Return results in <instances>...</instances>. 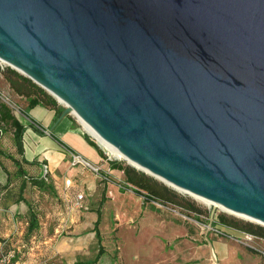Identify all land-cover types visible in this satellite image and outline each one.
<instances>
[{"label": "water", "instance_id": "1", "mask_svg": "<svg viewBox=\"0 0 264 264\" xmlns=\"http://www.w3.org/2000/svg\"><path fill=\"white\" fill-rule=\"evenodd\" d=\"M0 60L65 104L49 131L264 225V0H0Z\"/></svg>", "mask_w": 264, "mask_h": 264}, {"label": "rangeland", "instance_id": "2", "mask_svg": "<svg viewBox=\"0 0 264 264\" xmlns=\"http://www.w3.org/2000/svg\"><path fill=\"white\" fill-rule=\"evenodd\" d=\"M0 64L7 65L2 60H0ZM0 81V100L4 101L16 116L21 117L22 102H20V98L5 86V82L1 78ZM56 101L60 107H64L65 104L62 101L57 99ZM67 115L79 134L83 136L86 134L92 139L103 156L142 171L175 191L181 198L193 201L208 211L207 215L195 214L181 208L182 214L188 217L184 218L158 207L150 200H144L142 196L140 198L143 205L154 211L157 223L151 218L144 222L137 216L129 221L130 219L121 218L119 213L117 216L115 208L111 209L110 207L106 214L107 209H104V215L100 217L98 224L101 236L100 244L104 247V252L95 264H222V261H224L223 264L258 263L257 254L245 252L242 250L244 245L229 237L216 235L209 227L215 226L211 224V221L216 219L218 213H223L242 222H250L263 227L264 225L236 215L211 202L195 198L135 167L127 159L118 157L101 146L96 138L83 128L73 112ZM57 116L55 115L52 125ZM81 159L100 170V167L97 164H92L90 160L89 162L80 158V160L74 161L73 157L69 156L66 158L65 166L61 168L51 166L53 176H48L46 182L51 184L52 191H39L29 182H26L25 187L20 191L21 177L13 175L10 176L9 181H5L4 174L7 173V168L11 163L7 158H0V252L14 249L13 262H17L16 264H70L74 261H82L80 264H85L86 261L93 259L98 246L92 231L98 196L86 188L85 182L80 179V171H87L94 175L98 173ZM41 161L43 162L44 159ZM71 168L74 170L73 174H69ZM65 177L71 178L78 185H84L86 195L84 205L79 210L69 211L66 207L69 202L62 198L59 187ZM111 178L117 183L123 184L122 180H117L116 176H111ZM20 195L29 203V209L19 199ZM125 204H128L130 211L132 208L130 199ZM29 210L36 214L38 222L37 227L31 232H27ZM180 225L182 234L178 232ZM218 227L230 235L236 234L235 230L226 226L218 225ZM206 238L211 239L209 243L212 249L202 248L201 245ZM227 245L233 246L235 252L226 259L219 257V250L221 254H224Z\"/></svg>", "mask_w": 264, "mask_h": 264}, {"label": "crops", "instance_id": "3", "mask_svg": "<svg viewBox=\"0 0 264 264\" xmlns=\"http://www.w3.org/2000/svg\"><path fill=\"white\" fill-rule=\"evenodd\" d=\"M0 78L1 80H3L1 76ZM4 84L5 86H7L8 89H10L6 82ZM1 89H3V87ZM14 94L18 98H20V102H22L21 109L27 114V116L21 114V117H18L12 112L14 116L26 126L25 131L22 136L23 154L22 156L21 155L19 156L16 153V148H15L13 137H12V129L9 127H6L5 125H3L4 130L0 129L1 130L0 131V151L4 152L3 150H5L7 153L9 152L11 155L16 157L18 160H20L21 157H23V159L20 160V164L22 168L26 171L27 175H30L33 177L43 176L45 180L48 178V176L49 177L53 176L51 166L53 168L55 166H57L58 168L65 166L66 158L69 156L78 155L86 159L87 161L90 160L92 161L91 162L92 164H97L100 167L99 171L102 172L104 176L102 177L98 174H95V175L90 174L87 171L82 170L80 171V174H81L80 179L85 182L86 188L88 190H90L91 192L96 194V196H98V203H97V207L95 208V214L97 217L96 210L99 209V222H100V217L104 215V209H107L105 212L106 214L107 211H109L111 207V209L115 208V210L117 211V216H119L120 214L121 218L130 219L129 221H132L134 216H137L139 217V219H141L144 222H146L148 219L151 218L155 220L154 221L155 223H157L156 214H154V211L146 208L143 205L142 199L140 198L139 195H137L132 190L120 188L118 186L119 183H117L111 178V176L112 177L116 176L117 180L120 179L124 183V175L122 171L112 168L110 166V162H109L110 160L107 157L100 154L98 150L95 149L93 146L88 144L84 136L79 134V132L72 125L73 122L71 121L70 118H68L67 116L66 117L64 116L49 131V128L52 126V121L56 115V110L54 108L44 107L39 104L30 106L28 105V102L25 97L17 95L16 93ZM1 126H2V123L0 122V128ZM59 141L67 145L71 149L72 152L66 150L59 143ZM1 157L3 156L0 154V158ZM41 159H44L43 162H45V159L47 160L45 162V164L47 165L46 173L43 171V167H42L43 162L41 161ZM9 163H11V165L9 168H7V173L4 174L5 181H9L10 176L15 175L14 172L16 170V167L13 165L11 161ZM73 173H74V170L73 168H71V170H69V174H73ZM65 178H68V177H65ZM21 181H22V178H21ZM72 182L74 183V187H76V189H80L82 191L85 190L84 185L82 184L78 185L74 180H72ZM33 187L37 188L35 186ZM74 187L67 189V192H69L70 194L73 191ZM59 188H60V192L63 198V193H64L63 181L60 184ZM38 190L41 191L40 189ZM102 195L104 196L105 199L102 202V204L99 206V199L101 198ZM129 199L132 202V208L130 211L127 206L128 204H125V202ZM25 205L27 206L26 203ZM27 208L29 209L28 206ZM227 228H230V227H227ZM230 229L235 230L232 228ZM178 232L180 234L183 233L181 229V225H180V228L178 229ZM210 240H211L210 238L204 239V242L201 245L203 246L202 248L209 247L210 249H212L209 243ZM219 244H220V241H219ZM226 248L227 249L225 250V253L221 254L219 247H218L219 257H225L226 259L235 252V249L233 246L231 247L230 245H227ZM242 250H244L245 252L248 251L249 253L256 254L255 252H252L247 247L242 248ZM256 260L258 261L257 264H259L261 261L259 256H256ZM16 263L13 262V264H16ZM223 263L224 261H222V264Z\"/></svg>", "mask_w": 264, "mask_h": 264}, {"label": "trees", "instance_id": "4", "mask_svg": "<svg viewBox=\"0 0 264 264\" xmlns=\"http://www.w3.org/2000/svg\"><path fill=\"white\" fill-rule=\"evenodd\" d=\"M0 76L8 84V87L17 95L25 97L28 105L33 106L35 104L42 105L44 107H51L56 110V115H59L63 107H60L56 101V99L50 95L47 91H45L42 87L34 83L31 79L19 73L15 69L5 65L0 67ZM22 115L27 116V114L20 110ZM70 118L68 115L65 117ZM0 122L2 123L1 130H4V126L12 129V137L14 141V145L16 148V153L20 156L23 154V146H22V136L25 131L26 126L19 121L14 114L12 113V109L2 100H0ZM0 130V131H1ZM84 138L88 142L89 145L93 146L98 150L100 154L102 152L98 149L97 145L94 143L92 139H90L86 134H84ZM59 143L68 151L72 152L71 149L59 141ZM0 154L9 159L13 165L16 167L14 174L17 177H21L22 181L19 184L20 191L25 187V183L28 181L32 186L37 187L42 191H52V187L49 183L46 182L44 177H33L27 175L26 171L22 168L20 164V160L23 159L21 157L18 160L16 157L7 152L0 151ZM110 166L114 169L121 170L124 175V182L126 185L131 187V190L134 191L137 195H143L145 200H157L164 204H173L178 207H181L189 212H193L195 214H208V211L202 209L198 205H196L193 201L188 199L181 198L175 191L169 189L163 183L157 181L153 177L146 175L142 171H138L135 168L123 165L117 161L110 160ZM100 176H104V174L98 171ZM1 192V189H0ZM19 199L27 204L30 208L29 203L25 200L24 197L20 195ZM104 196L102 195L99 199V206L104 201ZM97 211V217L93 221L92 230L94 232V236L97 240V251L93 257V259L88 260L85 264H95L99 257L104 252V247L100 244L101 236L98 228L99 222V209ZM37 217L36 214L29 210V216L27 221V232H31L34 228L37 227ZM213 225H221L230 227L232 229L241 230L258 237L264 238V227L261 225H256L250 222H242L231 217L224 215L223 213H218L216 215V219L211 221ZM251 250V249H250ZM252 251V250H251ZM254 252V251H252ZM82 261H76L72 264H80Z\"/></svg>", "mask_w": 264, "mask_h": 264}, {"label": "built area", "instance_id": "5", "mask_svg": "<svg viewBox=\"0 0 264 264\" xmlns=\"http://www.w3.org/2000/svg\"><path fill=\"white\" fill-rule=\"evenodd\" d=\"M0 67H2L1 64H0ZM72 157H73L74 161H78V160H80V158H82L78 155H72ZM81 160L86 165L91 167L96 173H98L99 170L96 167L91 166L90 164H88L83 159H81ZM42 167H43V171L46 173L47 172V165L45 163H43ZM63 185H64L63 199L69 202V204H67V206H66L67 209H69V211H72L74 209H78V210L81 209L84 205V197H85L84 191H82L80 189H73V191L69 194V192H67V189L74 187V183L69 178L63 179ZM118 186L120 188L131 190V187L129 185H126L125 182L123 184H118ZM0 194H1V192H0ZM139 196H142L144 198L143 195H139ZM146 201H148V200H146ZM150 201L154 202L158 207L164 208L171 213L178 214L184 218L185 217L188 218L187 216H184L182 214V212L180 211L181 207H178V206L173 205V204H164V203L159 202L157 200H150ZM209 228L216 235L229 237V238L233 239L234 241H236L237 243L242 244L245 247L251 249L260 257L261 261L259 264H264V238L258 237L256 235H253V234L241 231V230H237V229H235V231H236L235 235H230V234L226 233L224 231V229L219 228L218 225H215V226L209 227ZM14 256H15L14 249H7L5 251L0 252V264H13Z\"/></svg>", "mask_w": 264, "mask_h": 264}, {"label": "bare ground", "instance_id": "6", "mask_svg": "<svg viewBox=\"0 0 264 264\" xmlns=\"http://www.w3.org/2000/svg\"><path fill=\"white\" fill-rule=\"evenodd\" d=\"M78 120H79V122L81 123V125L83 126V128L87 131V132H89L91 135H93L95 138H96V140L99 142V144L101 145V146H103L105 149H107L109 152H111L112 154H114V155H116V156H118V157H123V158H125L126 159V157L123 155V154H121L116 148H114L112 145H110L107 141H105L104 139H102L96 132H94L84 121H82L79 117H78ZM128 160V159H127ZM128 162H130L131 164H133L135 167H137V168H139V169H141L140 167H138L137 165H135L133 162H131V161H129L128 160ZM148 173V172H147ZM167 184H169V183H167ZM169 185H171V184H169ZM172 186V185H171ZM178 189V188H177ZM178 190H181V189H178ZM181 191H184V190H181ZM192 196H194L195 198H198V199H201V200H203V201H206V202H211V201H209V200H207V199H204V198H201V197H198V196H195V195H193V194H191ZM212 203V202H211ZM213 204V203H212ZM215 204V203H214ZM215 205H217V204H215ZM219 206V205H218ZM219 207H221V206H219ZM221 208H223V207H221ZM223 209H225V208H223ZM225 210H228V209H225ZM228 211H230V210H228ZM230 212H232V211H230ZM234 213V212H233ZM236 215L238 214V213H235ZM238 215H240V216H243V217H245V218H247V219H249V220H254L255 222H258L257 220H255V219H252V218H250V217H247V216H245V215H242V214H238ZM259 223V222H258Z\"/></svg>", "mask_w": 264, "mask_h": 264}]
</instances>
